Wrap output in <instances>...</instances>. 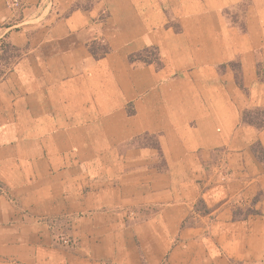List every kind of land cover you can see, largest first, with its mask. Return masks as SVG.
I'll list each match as a JSON object with an SVG mask.
<instances>
[{"label":"crops","instance_id":"obj_1","mask_svg":"<svg viewBox=\"0 0 264 264\" xmlns=\"http://www.w3.org/2000/svg\"><path fill=\"white\" fill-rule=\"evenodd\" d=\"M23 1L0 0V264H264V80L223 70L264 39L226 18L243 0Z\"/></svg>","mask_w":264,"mask_h":264},{"label":"rangeland","instance_id":"obj_2","mask_svg":"<svg viewBox=\"0 0 264 264\" xmlns=\"http://www.w3.org/2000/svg\"><path fill=\"white\" fill-rule=\"evenodd\" d=\"M13 1L15 4H17L18 8L24 5L23 0H13ZM21 2L23 3L21 4ZM51 5L54 7L55 1H53ZM252 10L255 11L254 15L250 13V11ZM263 12H264V6L258 7L256 5V0H243L242 2L227 7L225 10V16L228 19V21H230L231 23H233L235 26L238 27V32L240 33V35L242 36L250 35L251 33L254 32L256 35H258V33L260 32V36H262L263 38L264 30L253 31L254 28L253 26H255V24L257 26H260L262 29H264ZM223 70L225 72L227 71L230 74L234 75L237 84L240 86H243L245 77L248 74H252V73L255 74L256 80L263 81L264 80V39L261 40L259 44H256L253 47L250 46L247 48H243L240 49L239 52L234 53L228 61L224 62ZM247 111H250L249 119L255 122L256 125L264 124V107H255ZM68 238L71 239V236Z\"/></svg>","mask_w":264,"mask_h":264},{"label":"built area","instance_id":"obj_3","mask_svg":"<svg viewBox=\"0 0 264 264\" xmlns=\"http://www.w3.org/2000/svg\"><path fill=\"white\" fill-rule=\"evenodd\" d=\"M5 190H4V187L0 184V194L4 193ZM60 241L63 243V244H66V245H70L71 244V240L66 237L65 235L63 234H60Z\"/></svg>","mask_w":264,"mask_h":264},{"label":"trees","instance_id":"obj_4","mask_svg":"<svg viewBox=\"0 0 264 264\" xmlns=\"http://www.w3.org/2000/svg\"><path fill=\"white\" fill-rule=\"evenodd\" d=\"M249 113H250V111H246V112H244V121H245V122H252V123L255 124V122H253L251 119H249ZM255 125H256V124H255ZM256 126L259 127V128H262V127H264V124L256 125Z\"/></svg>","mask_w":264,"mask_h":264}]
</instances>
